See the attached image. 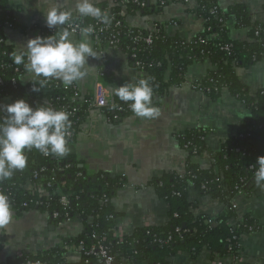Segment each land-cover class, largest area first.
<instances>
[{
  "label": "trees",
  "instance_id": "trees-1",
  "mask_svg": "<svg viewBox=\"0 0 264 264\" xmlns=\"http://www.w3.org/2000/svg\"><path fill=\"white\" fill-rule=\"evenodd\" d=\"M134 1L105 0L102 6L111 17V23L107 25L113 28L116 22L121 23L116 31L119 32L116 49L128 55L129 62L137 72L145 73L140 79L150 80L153 86V106L157 104L156 98L164 96L170 88L187 84L186 71L189 66L209 61L215 71L192 83L194 90L214 99L223 90H227L251 111L252 117L244 121L237 134L222 145L221 150L214 155L215 164L210 169L203 170L189 163L185 175H166L155 180L153 184L158 195L169 204V223L164 228L139 229L130 237L120 238L116 235L118 214L112 206L113 197L127 184L124 178H113L105 172L91 175L74 159L60 161L57 156L47 157L35 148L25 150L27 166L14 172L10 179L0 181V192L8 196L11 208L19 214L30 211L48 214L55 227L77 219L82 223L84 231L76 238L62 239L52 250L26 253L2 264H65L64 254L71 247L79 249L81 260L70 264H106V260L98 255V247L106 250L112 264H170V260L179 254L197 258L205 251L210 252L213 258L237 261L241 252V237L259 230L258 223L250 216H245L236 224L233 221L238 217L234 200L239 195L246 198L254 195L256 161L258 157L264 156V88L251 93L236 70L248 69L264 60V23L252 24V16L243 5H234L224 13L218 0H198L201 17L205 22L204 34L186 42L179 38H169L160 28L149 46L135 42L138 30L128 29L123 14L148 15L160 12V8L170 0H158L157 8L150 7L146 0H138L139 4ZM141 4L146 7L142 8ZM213 8H217L216 15L210 13ZM229 16H234L240 27L250 29V41L241 42L229 38L226 28ZM78 20L85 26L97 22L96 19ZM7 22L15 24L14 16L4 0H0V40L6 39L4 27ZM48 31L46 34L50 33ZM149 34L143 31L144 37ZM212 36L215 39H211ZM225 46H231L230 51L224 50ZM13 54L7 44H0V77L6 83L0 87V103L7 96L13 95L15 101L25 99L32 107H40L46 106L47 100L56 97H60L64 104L73 95L71 90L64 88L48 94L47 84L38 93H34L31 88L40 87L38 81L28 84L19 81L18 87L12 88L11 81L17 79L19 73L7 65L19 68L23 75L27 73L23 64L14 63ZM2 62L6 67L1 68ZM137 63L142 66H137ZM112 100L115 113L112 110L104 112L113 123L135 115L129 106L131 102L121 101L116 96ZM93 102L91 95L84 103H76L78 112L69 117L72 137L68 145L77 139L81 124L93 109ZM5 115L0 111V121ZM115 117L118 119L113 120ZM209 134L207 130L192 129L178 136V140L184 150L186 145H190V158L199 157L207 151L206 138ZM194 152L197 154L194 155ZM66 165H70V168L60 172L59 168ZM29 183L35 187L34 194L22 188ZM191 189L200 196H209L223 204L224 210L215 221L193 215L194 205L189 202ZM62 197L68 199L67 206L61 204ZM54 214L59 217L54 218ZM94 248L96 251L93 252Z\"/></svg>",
  "mask_w": 264,
  "mask_h": 264
},
{
  "label": "crops",
  "instance_id": "crops-1",
  "mask_svg": "<svg viewBox=\"0 0 264 264\" xmlns=\"http://www.w3.org/2000/svg\"><path fill=\"white\" fill-rule=\"evenodd\" d=\"M146 1L150 7H159L158 0ZM4 2L15 20V27L5 31L7 45L13 53L24 51V46L31 38L54 34L47 28L44 18L51 7L72 9L73 16L80 19L74 11V0ZM93 2L103 10L105 0ZM218 5L224 13L234 5H243L252 16V24L264 23V0H218ZM123 15L130 27L151 31L159 26L169 38H179L186 42L206 31L198 0H170L160 8V12ZM84 19L95 20L92 17ZM59 28L61 26L56 28L58 30L55 33L63 31ZM226 28L231 40L250 41V29L240 27L234 16L228 17ZM46 30L50 33L46 34ZM70 37L73 42L81 39L80 35L71 33ZM210 38L215 39V36ZM89 43L98 58H89L83 69L87 74L74 82L80 91L81 103L88 96H93L96 85L112 93V87L136 83L143 76L133 68L122 51L109 47L99 48L91 37ZM213 71L215 67L209 61L189 66L186 71L187 84L170 88L164 96L156 98L157 104L154 107L160 109V116L155 119L132 115L119 123H113L104 112L93 108L81 124L75 142L68 145V153L57 156L60 161L74 159L88 174L105 172L113 178H124L127 181L126 186L112 199V206L118 214V237H130L137 230L147 227H166L169 223V204L158 195L153 182L166 175H185L189 163L203 170L210 169L215 164L214 155L221 150L222 145L237 134L244 121L252 117L251 111L227 90H223L214 99L192 88V83ZM236 71L251 93L264 88V60L248 69L238 68ZM169 74H166L167 80ZM31 82L37 81L27 72L23 83ZM3 102L0 106L13 103L10 99ZM192 129H203L211 133L206 138L207 151L199 157L190 158L181 148L178 136ZM253 193L251 198L239 195L234 200L238 217L233 223L250 216L259 226L256 232L241 237L240 257L235 264H264V187L256 184ZM189 202L194 205L192 212L196 218L202 216L212 222L224 210L220 201L200 196L193 189L189 192ZM11 211L12 222L0 229V262L14 259L20 253L36 254L52 250L62 239L76 238L84 231L82 223L77 219L55 227L48 214L39 211L19 214L12 208ZM64 259L68 263H77L81 260V253L79 249L71 247L65 252ZM170 264H234V260L213 258L210 252L205 251L197 258L179 254L170 260Z\"/></svg>",
  "mask_w": 264,
  "mask_h": 264
},
{
  "label": "clouds",
  "instance_id": "clouds-1",
  "mask_svg": "<svg viewBox=\"0 0 264 264\" xmlns=\"http://www.w3.org/2000/svg\"><path fill=\"white\" fill-rule=\"evenodd\" d=\"M75 13L80 18L92 17L104 24L111 23L107 10L97 7L93 0H74ZM48 29L71 25L73 10L61 6L51 7L45 14ZM79 27L81 39L73 42L68 30L47 37L36 36L27 41L24 51L13 54L14 63L23 64L28 74L40 87L31 91L38 93L49 78L57 79L67 88L82 79L87 73L83 70L89 58H98L89 43L94 26ZM112 94L121 101L131 102L130 108L137 117L155 119L160 109L152 105L153 86L149 79L136 83H125L112 87ZM6 115L0 121V181L10 179L14 172L27 166L25 150L35 148L45 156H64L68 153V140L71 121L64 110L49 106L32 107L25 99L0 106ZM255 183L264 187V156L256 161ZM13 218L9 198L0 192V229L6 228Z\"/></svg>",
  "mask_w": 264,
  "mask_h": 264
},
{
  "label": "built area",
  "instance_id": "built-area-1",
  "mask_svg": "<svg viewBox=\"0 0 264 264\" xmlns=\"http://www.w3.org/2000/svg\"><path fill=\"white\" fill-rule=\"evenodd\" d=\"M135 3L139 4L138 0L134 1ZM165 6V5H163ZM141 7L144 8L146 7L145 4H141ZM210 13L212 15H216L217 14V8H213L210 10ZM79 18L73 16V20L71 21V25H64L61 26V30H68L71 34L74 35H80L79 32V27H77V25L84 27L85 25H83L82 23H80V21L78 20ZM94 26V32L91 35V38L95 41L96 45L101 48V47H109L111 49H116L119 43V40L117 38V36L119 35V32L117 33L116 31L118 30L119 27H121V23L120 22H116L115 25L112 26L111 25H107L104 24L102 22H100L99 20H97L96 23L91 24ZM15 26L14 23L12 22H7L5 24L4 30H9V29H13ZM129 30H138V34L137 36L134 38L136 43H145L147 45H152L153 41H154V35H156L159 31H160V27L156 26L153 30L151 31H147V30H143V29H139V28H133V27H128ZM58 29H53L52 30V34L55 33ZM143 31L150 33L148 36L144 37L143 36ZM256 36H258V33L256 34ZM191 42V41H190ZM0 44H7L6 39H2L0 40ZM202 44H205L204 41H202ZM231 46H225L223 49L226 51H230ZM117 50V49H116ZM126 56L128 57V55L126 54ZM136 56L133 55V59H135ZM137 66H142L141 63H137ZM6 67V64L4 62L1 63V68ZM8 68L14 69L16 73H19V76L17 79H13L11 81V87L12 88H17L18 87V82L20 81L21 83H23V78L25 75L20 73L19 68H14V66L12 64H8L7 65ZM142 75H145L144 72H140ZM48 85V89L46 90L48 94L55 92L56 90L59 89H65V90H71L73 92V95L68 99V101L66 103H61V98L60 97H56V98H52L50 100H47L45 102L46 106L52 107L55 110H64L69 114V117H73L77 112H78V107H76V103H81V94L80 91L78 89V86L74 83L73 85L69 86V87H65L62 82L60 80L57 79H53V78H49L48 82L46 83ZM6 85L4 79L2 77H0V87H4ZM192 86V84H191ZM192 88L194 89V86H192ZM7 99H10L11 101L15 102V98L13 95H9L7 96ZM112 93L102 87L101 85H96V88L94 90L93 93V105L92 108H97L99 110H101L102 112H104L105 110H112L115 113V109L113 108V100H112ZM121 110V109H118ZM105 113V112H104ZM110 119V118H109ZM118 118L115 117L113 120H117ZM111 120V119H110ZM211 133V131H210ZM72 137V134L70 137L67 138V140H69ZM190 145H186L185 147V151L187 153H189L190 149H189ZM197 152H194V155H196ZM49 156V155H48ZM47 156V157H48ZM70 168V165H66L63 166L61 168H59L60 172H64L67 171ZM22 188L25 191H29L31 192V194L35 193V187L34 185H32L31 183L27 184V185H23ZM41 193H43V190L40 191ZM46 195V194H45ZM43 196V195H42ZM48 198V197H47ZM61 204H63L64 206H67L68 204V199L66 197H62L61 199ZM54 218H58L59 215L58 214H54L53 215ZM177 232H180V230H177ZM100 252H99V257H101L102 259L106 260V264H112V260L110 258L107 257L106 254V250L103 247H98L97 248ZM81 251H83V248H80ZM93 252L96 251V248H94L92 250ZM23 254L25 253H20L18 254L16 257H21ZM15 257V258H16ZM234 260V259H233ZM4 262V261H3ZM3 262H0V264H2ZM235 262H237L236 260H234V264ZM65 264H70L68 262L65 261Z\"/></svg>",
  "mask_w": 264,
  "mask_h": 264
},
{
  "label": "rangeland",
  "instance_id": "rangeland-1",
  "mask_svg": "<svg viewBox=\"0 0 264 264\" xmlns=\"http://www.w3.org/2000/svg\"><path fill=\"white\" fill-rule=\"evenodd\" d=\"M3 103H5V102H3Z\"/></svg>",
  "mask_w": 264,
  "mask_h": 264
},
{
  "label": "water",
  "instance_id": "water-1",
  "mask_svg": "<svg viewBox=\"0 0 264 264\" xmlns=\"http://www.w3.org/2000/svg\"><path fill=\"white\" fill-rule=\"evenodd\" d=\"M72 148H74V147H72Z\"/></svg>",
  "mask_w": 264,
  "mask_h": 264
}]
</instances>
